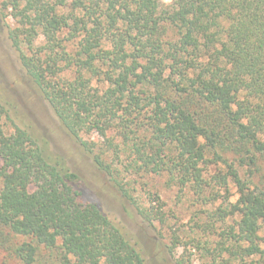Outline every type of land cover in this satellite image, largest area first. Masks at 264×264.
Here are the masks:
<instances>
[{
	"label": "trees",
	"instance_id": "16d2710c",
	"mask_svg": "<svg viewBox=\"0 0 264 264\" xmlns=\"http://www.w3.org/2000/svg\"><path fill=\"white\" fill-rule=\"evenodd\" d=\"M2 9L23 69L125 196L124 171L166 173L202 196L208 166L222 165L213 181L233 182L239 197L217 220L238 217L232 254L264 264V190L251 187L264 165V0H5ZM93 134L101 142L85 138ZM158 203L138 208L149 224L162 221ZM0 260L146 264L83 200L75 173L26 130L1 126Z\"/></svg>",
	"mask_w": 264,
	"mask_h": 264
},
{
	"label": "rangeland",
	"instance_id": "374dc122",
	"mask_svg": "<svg viewBox=\"0 0 264 264\" xmlns=\"http://www.w3.org/2000/svg\"><path fill=\"white\" fill-rule=\"evenodd\" d=\"M4 1L0 0V126L4 131L10 134L16 127L26 130L54 161L75 173L83 200L95 203L114 222L141 252L146 264H251L257 261L258 257L243 260L238 254H232L235 241L230 226L238 217L228 216L224 222L217 220L216 212L230 208L239 197L233 182L222 186L213 181L214 175L225 172L222 165L208 166L205 179L210 185L202 196L190 186L182 188L166 173L135 176L125 171L122 178L128 195H124L67 133L23 69L9 39L14 21L10 12L2 9ZM85 138L101 142L95 134ZM240 173L248 179L244 171ZM251 181L252 188L264 190V165ZM158 199L163 204L162 221L149 224L138 208H158ZM260 237L264 239V230L260 231ZM260 244L264 248V241ZM4 264L17 263L6 260Z\"/></svg>",
	"mask_w": 264,
	"mask_h": 264
}]
</instances>
